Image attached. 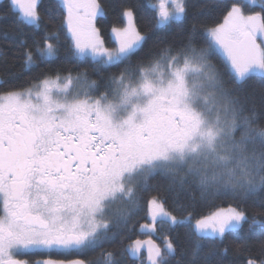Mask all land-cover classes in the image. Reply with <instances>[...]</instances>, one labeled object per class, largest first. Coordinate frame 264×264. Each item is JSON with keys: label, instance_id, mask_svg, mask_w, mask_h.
Wrapping results in <instances>:
<instances>
[{"label": "snow or ice", "instance_id": "obj_1", "mask_svg": "<svg viewBox=\"0 0 264 264\" xmlns=\"http://www.w3.org/2000/svg\"><path fill=\"white\" fill-rule=\"evenodd\" d=\"M188 6L149 0L150 30L186 23ZM109 7L123 23L106 41L102 0H8L14 58L37 71L0 87V264H173L181 227L194 260L213 242L202 264L229 235V264H264V98L242 90L264 79V0H224L213 23L147 50L135 8ZM63 45L72 66L45 71ZM193 185L206 213L191 210ZM137 227L147 239L129 242Z\"/></svg>", "mask_w": 264, "mask_h": 264}, {"label": "trees", "instance_id": "obj_2", "mask_svg": "<svg viewBox=\"0 0 264 264\" xmlns=\"http://www.w3.org/2000/svg\"><path fill=\"white\" fill-rule=\"evenodd\" d=\"M53 0H42V3L45 6L50 5ZM105 4L106 17L98 20V27L101 28L102 33L105 37V40L108 41L110 37V29L113 25L119 26L123 23V20L120 16V8L117 7L116 10L109 7L112 5H122L130 4L135 8L136 22L142 32H146L149 39L148 43L145 45V50L150 48L153 44V41L157 37H166L168 43L179 44L182 39V30H186L191 26L194 20L203 21L208 24L214 22V20L220 17L222 9L219 7L224 0H188V18L186 23L181 25H175L170 30H150V26L147 22V17L150 16L151 10L147 8L149 0H102ZM19 43V36L17 35L16 30V15L8 11V0H0V81L5 82V84L0 85V87H8L12 85L19 86L24 84L27 79L34 75L37 70H28L26 71L22 67V61L19 58H14V50L11 47L14 44ZM66 45H63L60 52V58L54 63L45 67V71L54 70L59 67H71V64H67L66 61ZM115 71V69H112ZM107 75V73H103ZM95 78V77H93ZM243 93L251 96L255 99L256 105L258 108L261 106V99L264 98V79L259 77L249 80L246 84L242 85ZM251 105L249 104V107ZM190 192L195 196V205L191 209L195 215H200L206 213L213 205L203 202L200 200L198 189L193 185L190 189ZM168 199V207L172 210H175L172 204V194L162 193ZM186 198L188 193L183 194ZM148 199L145 196V202ZM228 201L217 200L215 201L216 205L227 206ZM249 215H251L255 210H258L259 205L258 201L255 198H250L245 205ZM146 220V203L144 210L140 212V215L136 218V221L143 223ZM247 228V225L244 226ZM180 232V246L177 250L176 259L173 261V264H176V261H180V264H202L204 253L212 245L210 240L200 241V252L193 259L192 251L196 245V237L194 234L186 235L183 227L179 230ZM163 234V230L157 234L154 239L159 244H163V240L160 238ZM129 242L131 240L140 238H147L139 232V228L132 233L128 234ZM235 239V236L229 235L227 240L224 241L226 245L229 246L230 251L227 255H221V252L218 251L215 256L210 258L211 264H215L217 260L222 259L224 264H229V261L233 260L232 250L234 245L230 243ZM242 259V258H241ZM129 264H134V262L129 261Z\"/></svg>", "mask_w": 264, "mask_h": 264}]
</instances>
